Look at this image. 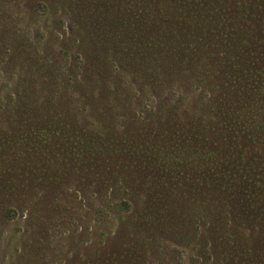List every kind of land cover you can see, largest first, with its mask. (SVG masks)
<instances>
[{
	"label": "rangeland",
	"instance_id": "1",
	"mask_svg": "<svg viewBox=\"0 0 264 264\" xmlns=\"http://www.w3.org/2000/svg\"><path fill=\"white\" fill-rule=\"evenodd\" d=\"M118 1L0 0V264H264V88L194 0ZM223 82L248 158L172 153Z\"/></svg>",
	"mask_w": 264,
	"mask_h": 264
},
{
	"label": "flooded vegetation",
	"instance_id": "2",
	"mask_svg": "<svg viewBox=\"0 0 264 264\" xmlns=\"http://www.w3.org/2000/svg\"><path fill=\"white\" fill-rule=\"evenodd\" d=\"M190 0H183L182 6H189ZM197 3V7L207 10L209 15H212L213 23L216 22V29L222 28V30L217 34L219 40H222L225 43L224 53L229 55L230 53H239L242 55V64L236 66L232 65V69H236L237 73H241L240 81H232L234 83H241L243 87H250L258 95H262V92L258 90L264 88V8L258 4L259 0H194ZM255 5V9L258 11L254 14L251 13V7ZM202 6V7H201ZM254 9V8H253ZM203 18V17H202ZM217 19V21H216ZM233 19L236 21H233ZM207 18L203 20V25L205 24ZM228 25V28H226ZM249 25V26H248ZM235 33H238L245 40H254L261 36V40L258 43L253 45L250 44L251 48L245 50H238L236 44L233 41L228 39L231 37V29L236 28ZM250 35L253 37L251 38ZM201 39V38H200ZM195 44L191 47L193 48ZM165 62L163 61L162 64ZM255 74H252L254 73ZM232 80H234L232 78ZM196 84L204 83L203 81L191 80ZM232 83L223 82L217 86L216 89H212V97L214 101L208 105H204L203 108H208L211 110L215 104V108L212 110L217 118H221L222 122H217L206 126L201 118H198L196 122L186 124L185 127L182 125H177L179 128H186L188 131L194 132V135L197 137L196 144L193 147L192 144L188 148V152L182 150V152L173 151L172 153H182L183 156L186 153H189L187 158H201L203 162H221V160L216 158H248L250 154L244 146H241L240 133L237 136V141L234 142L232 135L236 134V131L239 129L241 132L244 131L246 123L242 124L239 127V120L237 116V107L233 103V100L229 97L232 96L231 89H236ZM229 86V87H228ZM217 92V94H215ZM239 91H237V95ZM251 100L246 101L244 104L248 105V108L251 107ZM208 110V111H209ZM204 111L203 109L201 112ZM246 112V111H245ZM235 116V117H234ZM234 117L233 121H228ZM195 126V127H193ZM190 129V130H189ZM208 133L209 137L206 140L201 139L203 135ZM55 139V138H54ZM201 139V140H199ZM221 140V142H220ZM5 141V140H3ZM198 141H202V144H199ZM1 144V143H0ZM7 145V143H5ZM175 144H178L177 142ZM171 146H174L171 145ZM74 147V146H72ZM79 146H75L78 148ZM236 147V148H235ZM250 147V146H248ZM15 148V146H14ZM238 148V149H237ZM5 146H0V150H4ZM80 150V149H79ZM70 151V150H69ZM74 151V148L73 150ZM81 152V151H79ZM246 153V154H245ZM179 155V154H178ZM230 155V156H228ZM67 158H77V155L68 154Z\"/></svg>",
	"mask_w": 264,
	"mask_h": 264
},
{
	"label": "trees",
	"instance_id": "3",
	"mask_svg": "<svg viewBox=\"0 0 264 264\" xmlns=\"http://www.w3.org/2000/svg\"><path fill=\"white\" fill-rule=\"evenodd\" d=\"M110 1H112V0H110ZM141 2H143V0H122V1L119 0L118 1V3L120 5L125 4V5L128 6V8H130L131 4L137 3L138 5H136L135 8H138V9H141L142 8V7L141 8L139 7V6H141V4H140ZM175 3H176V6H179L180 7V8H178V10L183 11V6H182L183 0H175ZM77 9H78V7H77ZM84 11H86V9ZM141 11H142V9H141ZM105 14H106V12H105ZM106 15H108V14H106ZM146 41L145 40L143 41L144 45H146L148 48H152L155 45H157L160 40H158L155 37L151 36V37L147 38ZM2 139H5V138H2Z\"/></svg>",
	"mask_w": 264,
	"mask_h": 264
}]
</instances>
